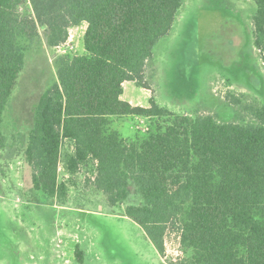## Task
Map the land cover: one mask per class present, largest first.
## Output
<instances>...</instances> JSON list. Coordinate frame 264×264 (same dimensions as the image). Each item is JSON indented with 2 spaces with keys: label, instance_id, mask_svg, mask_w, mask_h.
Returning <instances> with one entry per match:
<instances>
[{
  "label": "trees",
  "instance_id": "obj_1",
  "mask_svg": "<svg viewBox=\"0 0 264 264\" xmlns=\"http://www.w3.org/2000/svg\"><path fill=\"white\" fill-rule=\"evenodd\" d=\"M253 45L264 63V0H253ZM26 4L29 9L25 10ZM184 0H0V149L4 114L26 65L19 40L42 37L54 51L69 29L87 23L83 54L56 56L57 81L41 95L25 160L35 190L62 199L64 162L70 175L96 162L92 185L113 206L135 188L144 202L125 214L138 222L160 255L170 224L179 225L185 256L169 264H264V105H233L256 122H221L211 113L187 114L122 98L124 83L151 90L146 67L156 45L169 36ZM40 29L42 32H40ZM149 120L125 135L116 122ZM79 264L84 252L75 247Z\"/></svg>",
  "mask_w": 264,
  "mask_h": 264
},
{
  "label": "rangeland",
  "instance_id": "obj_2",
  "mask_svg": "<svg viewBox=\"0 0 264 264\" xmlns=\"http://www.w3.org/2000/svg\"><path fill=\"white\" fill-rule=\"evenodd\" d=\"M26 4L25 10L29 9ZM253 0H184L171 34L156 45L146 67L151 90L133 82L125 98L149 106L151 96L171 111L211 113L221 122H256L253 116L227 99L232 94L244 104L264 105V63L253 45ZM85 24L72 29L77 54L85 52ZM40 32L42 30L40 29ZM26 50V65L4 114L6 145L0 149V264H79L77 244L85 264H169L185 256L179 245V225L170 224L165 256L159 254L141 225L125 214L130 204H142L135 188L121 206H111L91 183L96 162L82 164L70 175L64 162L59 179L68 186L62 199H49L35 190L25 150L39 99L57 79L54 59L44 39L19 40ZM144 117L118 120L125 135L148 128ZM178 258V257H177Z\"/></svg>",
  "mask_w": 264,
  "mask_h": 264
},
{
  "label": "built area",
  "instance_id": "obj_3",
  "mask_svg": "<svg viewBox=\"0 0 264 264\" xmlns=\"http://www.w3.org/2000/svg\"><path fill=\"white\" fill-rule=\"evenodd\" d=\"M72 29H73L72 27L69 29L68 40L65 43H63L62 45H60V46H58L56 48L57 51L60 53V55L69 54V53L77 54L76 53V51H77L76 47L74 45L69 44L72 41V37H73V35L71 33ZM178 242H179V245H181L180 236L178 237ZM176 255H177L178 258L181 257V256H179L178 252H177ZM177 257L176 258L173 257V259H177Z\"/></svg>",
  "mask_w": 264,
  "mask_h": 264
},
{
  "label": "crops",
  "instance_id": "obj_4",
  "mask_svg": "<svg viewBox=\"0 0 264 264\" xmlns=\"http://www.w3.org/2000/svg\"><path fill=\"white\" fill-rule=\"evenodd\" d=\"M83 24H85V31H86L87 23L84 22ZM83 24H82V25H83ZM75 27H78V26H74V27H72V28H75ZM85 31H84V33H85ZM128 82H131V81H127V82L124 83V93H125V85H126ZM133 83H134V82H133ZM122 98L126 100V98H125V94H123ZM127 101H128V100H127ZM129 102L131 103V100H129ZM146 107H147V106H146Z\"/></svg>",
  "mask_w": 264,
  "mask_h": 264
}]
</instances>
